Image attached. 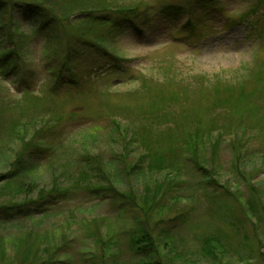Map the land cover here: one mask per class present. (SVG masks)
<instances>
[{
  "label": "rangeland",
  "instance_id": "obj_1",
  "mask_svg": "<svg viewBox=\"0 0 264 264\" xmlns=\"http://www.w3.org/2000/svg\"><path fill=\"white\" fill-rule=\"evenodd\" d=\"M12 2L13 8L0 11V58L12 69L0 71V182L25 149L31 155L23 156L30 167L27 182L35 185L24 206L29 212L18 215L12 207L24 197L17 195L16 184L0 183V264L20 261L15 248L20 239H36L39 250V259L24 263L96 264L103 253L92 238L98 230L107 253L115 254L107 264H134L121 234L133 227V212H119L84 186L45 208L29 200L41 188L49 191L53 178L70 187L65 177L74 176L92 157L113 162L117 190L142 194L145 185L168 175L146 169L139 141L149 133L152 139L160 135L154 144L159 149L199 125L212 129L214 137L218 128L235 127L223 140L219 137L217 158L212 165L203 162L204 172L195 173L192 163L184 162L181 185L165 202L172 209L192 203V223L202 227L209 222L200 217L213 192L201 186L203 175L214 176L244 205L257 190L264 203V0H210L207 5L201 0ZM22 3L44 11L57 27L23 14L16 9ZM170 4L179 5L180 13L167 11ZM123 11L131 12L134 28L123 23L117 29L94 19L108 12L120 17L116 14ZM209 153L208 147L206 158ZM219 187L212 210L219 207L222 214L224 208L223 216H230V198L219 194ZM182 227L172 229L170 237L193 235L190 227ZM232 238V244H241L239 236ZM260 240L264 248V236ZM188 245L182 242L181 252ZM241 260L232 254L222 264H260Z\"/></svg>",
  "mask_w": 264,
  "mask_h": 264
},
{
  "label": "trees",
  "instance_id": "obj_2",
  "mask_svg": "<svg viewBox=\"0 0 264 264\" xmlns=\"http://www.w3.org/2000/svg\"><path fill=\"white\" fill-rule=\"evenodd\" d=\"M201 1H203L202 4L206 5L214 2H210V0ZM260 1L261 0H259V2ZM13 5L14 2H12V0H0V11L8 8L11 9ZM16 5H20V8L16 9H21L23 14L27 13L26 15H34L45 20L50 26L55 25L53 22L54 19L48 18L46 13L42 10L40 11L38 7L34 6L31 8L24 3ZM178 6L179 5L170 4L166 6L165 9L179 14L180 6ZM116 15L120 17L113 16L108 12L96 16L94 19L102 21L117 29H122L123 23L124 25L128 23L132 25L133 28L135 27L134 22L130 18L131 12L123 11ZM11 52L12 51H9L8 54L10 56L7 58L11 59V57H13ZM16 57L17 56H15V58ZM69 59L65 57L64 61ZM7 64L5 57H1L0 71L9 73L12 69H8ZM19 126L21 130L24 128V124L22 125V123ZM19 126H14L13 131ZM47 126H45V128H47ZM223 129L224 130L218 128L216 131L217 135L214 137L212 129L203 128L199 125L193 130L182 134V140L177 143H170L168 141V143L161 146L162 148L159 149L154 148V144L160 141L158 138L160 135H155V139H152V135L149 133V135L146 136L147 140L146 137L139 136L140 147H143L146 153L142 156L148 159L146 169L158 173H168V175L165 174L166 177H164L162 182H157L151 187L145 185L140 195L123 193L117 190L112 184L114 176L110 169L114 167L113 162L111 164L108 161L104 162L101 158L92 157L82 162L83 168L78 167L80 170L76 173L74 171V176L67 175V177H65L71 180L70 187L61 186L58 184L59 179L53 178L54 184L49 191L41 188L39 191L35 192L36 199L29 201L37 207L45 208L51 204L49 201L56 200L60 198L62 194L68 193L71 190L80 189L84 186L83 189L90 196L104 201L112 207H117L119 212H133L134 216L131 219L133 227L128 229V231L123 230L121 234L124 236L123 238L126 240L128 250L133 256V262L135 261L134 264H199L201 262L205 264H222L223 258L225 259L226 256L232 254L243 257L244 260H241L243 262L259 261L260 264H264V253L261 252L264 248L261 246V243L259 245L261 237L264 236V232H261L264 231V228L261 230V226L264 227V203L263 195H261L259 190L254 191V194L250 193L244 205L241 200H239V197H236L235 194L231 195L228 192L229 190L223 187V184H220L219 187L214 176L210 177L212 175H203V178H201L202 182H200L201 186L206 185L208 188L212 187L213 192L218 190V187L223 189V192L219 194L228 196L232 206L230 205L227 210L230 212V216H223L224 208H221L222 214L220 213L219 207L213 211L212 205L215 202L213 198L215 193L211 192V195L206 196L208 198L207 208H204L202 215H200L202 218H205V216L209 217V222L202 227H200L197 222L192 223L193 220L189 215L195 213V209L192 208L194 205L189 201L180 208L174 209L170 206L168 207L169 203H165L169 202L174 191L181 185L182 172L185 169L184 162H191L195 173L205 171V164L203 162L209 165L215 162L220 143L219 137L223 140L224 136H229V132L234 131L233 129H235V127L230 128L226 125L225 127L223 126ZM12 135L13 137L15 136L14 134ZM235 137L237 136L235 135ZM234 142L237 143L238 141H231L232 144ZM21 143L24 144V141L21 140ZM208 147L210 148V153L209 157L206 158V150ZM22 153L20 150L15 155L14 163L9 172L3 175V179H1L0 183H4L7 187L16 184L17 195H22L24 198L22 199V204H15L16 207L13 206L12 209H16L15 213L18 215L23 213L27 215L29 211L24 206L28 199L27 196L32 193V187L35 183L32 184L29 181L27 182L29 176L26 171H29L30 167H26V162L23 157L25 155L28 157L31 155L27 154L25 149H23ZM112 169L114 170V168ZM192 195L193 194H189L188 197L191 199L194 197H192ZM192 202L195 204L194 198ZM170 211L173 212L168 215ZM250 218L254 220V224L250 228L251 235L246 232V227L248 225L250 226ZM180 226L184 228L190 227L193 231V235L189 237L190 231H187L189 234L187 236L188 239L181 237L178 238V240L175 238L172 239L170 237V235H172V229L179 228ZM232 236H239L241 244L237 246L232 244ZM92 238L100 247H103V253L99 254V257L96 258V264H107V260L110 262V257L113 258L115 254L113 255V253H109V251L107 253L108 249L106 248L105 250V240H103L99 230ZM25 240L26 239H20L15 247L16 250L19 251L18 254L21 253L22 258L18 262L10 261L11 264H31L28 261L26 263L23 261L29 258L32 260L39 259L36 239L28 240L29 242H25ZM176 242H179V245H177ZM182 242H189L190 245L187 247L189 248L187 252L186 250L181 252L180 247H182ZM173 243L174 245L176 244L177 247L174 246ZM130 262L131 261H129V263Z\"/></svg>",
  "mask_w": 264,
  "mask_h": 264
}]
</instances>
